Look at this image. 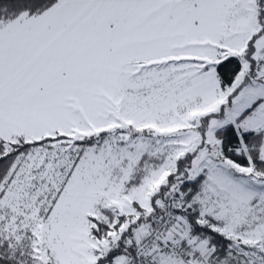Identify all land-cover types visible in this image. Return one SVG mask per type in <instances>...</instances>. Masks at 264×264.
Wrapping results in <instances>:
<instances>
[{
    "label": "snow or ice",
    "instance_id": "obj_1",
    "mask_svg": "<svg viewBox=\"0 0 264 264\" xmlns=\"http://www.w3.org/2000/svg\"><path fill=\"white\" fill-rule=\"evenodd\" d=\"M0 264H264V0H0Z\"/></svg>",
    "mask_w": 264,
    "mask_h": 264
}]
</instances>
